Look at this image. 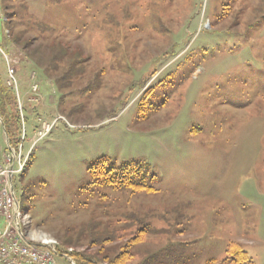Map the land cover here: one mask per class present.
Wrapping results in <instances>:
<instances>
[{"label": "rangeland", "instance_id": "obj_1", "mask_svg": "<svg viewBox=\"0 0 264 264\" xmlns=\"http://www.w3.org/2000/svg\"><path fill=\"white\" fill-rule=\"evenodd\" d=\"M6 60L20 100L35 82L61 118L13 177L28 239L95 264L135 236L125 264L180 245L174 264H230L232 242L264 264V0H0V83ZM100 158L153 190L88 186Z\"/></svg>", "mask_w": 264, "mask_h": 264}, {"label": "built area", "instance_id": "obj_2", "mask_svg": "<svg viewBox=\"0 0 264 264\" xmlns=\"http://www.w3.org/2000/svg\"><path fill=\"white\" fill-rule=\"evenodd\" d=\"M29 78L30 81H34L35 74L32 72ZM5 84L12 90H14L13 86L16 88L17 85L10 60H6ZM14 92L20 122L19 140L16 145H10L3 125L0 126L4 141V145H0V222L3 221V227L0 229V264H58L56 242L38 243L25 236L24 226L30 221L27 215L21 212L15 198L13 177L23 172L36 142L48 135L61 118L56 116L46 119L41 114H36L37 125L33 129L30 146L25 150L24 143L27 141L25 110L18 93L15 90ZM38 92L39 85L32 83L29 89L30 102L36 100ZM67 259L74 264L72 259L69 257Z\"/></svg>", "mask_w": 264, "mask_h": 264}, {"label": "trees", "instance_id": "obj_3", "mask_svg": "<svg viewBox=\"0 0 264 264\" xmlns=\"http://www.w3.org/2000/svg\"><path fill=\"white\" fill-rule=\"evenodd\" d=\"M65 54L66 51L64 52L63 50L62 52H60L59 50L57 51V54H55V56H53L52 58L53 60L57 61L60 57L65 56ZM46 73L48 74L47 70L44 71L45 75ZM57 81L55 80V83H57ZM0 118L2 120L3 128L10 145H16L19 140V116L17 113V99L15 96V92L12 89L7 88L4 82L0 83ZM32 154L29 162L27 163V166L21 173V176L25 175L27 169L31 165ZM87 169L90 176L88 186L107 185L112 186L115 189L130 188L133 191L148 192L153 190V188L149 186V181L154 176L149 177L145 166L138 162L123 163L119 167H113L112 165L107 163L106 159L100 158L95 162L89 164ZM139 232V235H141L145 232V230H139ZM105 238L101 239L100 242L107 243L106 240L109 239ZM138 242H140L139 236H135L124 245L119 254H117L113 258H109L106 256L101 259L106 260L110 264H125V262L132 256L131 250L133 246ZM179 248H182V245L178 247L166 246V248L164 249V253L160 252L158 254V259H156V256H154V254H149L142 260L140 264H174L175 262H179V256H176V253L179 252ZM56 250L58 255H61L62 253L68 255L75 264H95V260H97V256L87 257L84 253L82 254L68 252L66 249H61L60 246H57ZM225 252L226 257L222 263L228 262L230 264H242V262L247 260L245 251L235 243L228 242ZM164 260L169 261H167V263H164Z\"/></svg>", "mask_w": 264, "mask_h": 264}, {"label": "crops", "instance_id": "obj_4", "mask_svg": "<svg viewBox=\"0 0 264 264\" xmlns=\"http://www.w3.org/2000/svg\"><path fill=\"white\" fill-rule=\"evenodd\" d=\"M29 99H30V94H29V91H28L27 93L25 92V97H24V100H23V106H24V109H25L26 113L33 114L32 117H33V120H34V123H35V115L40 113L38 110L41 109L40 107L42 105H38V104H35L34 102H30ZM34 127H32V130H33Z\"/></svg>", "mask_w": 264, "mask_h": 264}, {"label": "bare ground", "instance_id": "obj_5", "mask_svg": "<svg viewBox=\"0 0 264 264\" xmlns=\"http://www.w3.org/2000/svg\"><path fill=\"white\" fill-rule=\"evenodd\" d=\"M31 102H34V101H31ZM35 103V102H34Z\"/></svg>", "mask_w": 264, "mask_h": 264}]
</instances>
